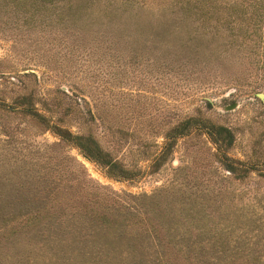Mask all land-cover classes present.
<instances>
[{
    "label": "rangeland",
    "instance_id": "374dc122",
    "mask_svg": "<svg viewBox=\"0 0 264 264\" xmlns=\"http://www.w3.org/2000/svg\"><path fill=\"white\" fill-rule=\"evenodd\" d=\"M155 2L68 20L50 0H0V264L149 263L163 237L201 263L264 262V52L257 42L224 59L211 22ZM209 124L229 130L226 150ZM54 126L93 138L127 176ZM223 154L246 175L226 170ZM75 204L131 212L132 226L94 229ZM36 208L46 209L16 221Z\"/></svg>",
    "mask_w": 264,
    "mask_h": 264
},
{
    "label": "trees",
    "instance_id": "16d2710c",
    "mask_svg": "<svg viewBox=\"0 0 264 264\" xmlns=\"http://www.w3.org/2000/svg\"><path fill=\"white\" fill-rule=\"evenodd\" d=\"M44 0H39L43 2ZM52 5L56 10V15L58 17L64 16L68 20H72L77 13L85 14V7L99 6L96 8L99 13L98 17H104L105 19L121 18L125 10L131 7H142L145 3H152L156 1L157 7L163 8V11H171L174 8L181 10V13L172 14L179 18H185V16H194L202 24L211 22V30H209L208 38L211 40H217L218 35H223L226 37L225 41L222 43L219 54L226 57H231L235 55L236 57L241 54L242 51L245 52L241 55L242 57L247 56L255 44L258 42V49L260 52H264V0H50ZM87 9V8H86ZM90 13V12H89ZM174 13V12H172ZM129 18L127 15L124 19ZM224 31V32H223ZM224 33V34H223ZM223 47V48H222ZM247 47V48H246ZM226 51L228 53L226 54ZM259 62L262 64L263 60H260V54L256 55ZM235 63V62H233ZM32 115L41 117L37 111H32ZM190 117L183 120L177 121L175 124L169 126L164 132V136L167 135L173 139L174 136L182 134L190 124ZM208 131L209 138L213 143L217 144V148H222L226 150L231 144V134L229 130L221 125L209 124L205 126ZM54 131L64 140H71L81 152L98 163L104 168L105 172L110 175H116L121 177L127 176V170L120 167L118 163L109 157V154L103 151L96 141L88 135H72L65 128L59 126H54ZM171 140L168 141L164 146L163 150L160 151L155 156V162L161 161L166 154L170 153L171 150ZM227 156L222 155L221 162L226 170L231 173L236 171H241L242 175H246L245 169H239L233 166L231 163L225 161ZM244 173V174H243ZM67 204V202L65 203ZM59 202L57 206L63 207L65 205ZM76 205L73 207L76 209ZM81 209V216L84 220L91 224L94 229L101 230L110 227L117 229L120 225L123 227L126 224L132 226L133 214L128 213L127 215L120 214L116 215L110 211L95 210L92 208H86L85 205H78ZM46 209V208H45ZM43 208H36L30 213V215L23 214L16 218V221L22 222V225H26V222L39 215ZM39 213V214H38ZM95 224L96 226H93ZM150 224V223H149ZM145 226L151 228L152 225H148L146 222H142L141 225H137L138 229ZM99 228V229H98ZM143 229V228H142ZM153 232L152 237H156V233ZM196 238V237H195ZM156 239V238H155ZM155 243L158 242L155 241ZM160 243V242H159ZM160 249L157 248V255L160 259L150 260L149 263L143 260V262H138L137 264H207L201 263L197 256L192 253V247L182 251L174 244L170 243V239L163 237V244H159ZM141 249V248H139ZM140 257H133L135 260ZM135 264V263H134ZM218 264H264V262L254 261L245 263H229V262H219Z\"/></svg>",
    "mask_w": 264,
    "mask_h": 264
}]
</instances>
